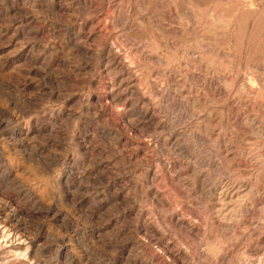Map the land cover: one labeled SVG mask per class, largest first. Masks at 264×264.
<instances>
[{"label":"rangeland","instance_id":"1","mask_svg":"<svg viewBox=\"0 0 264 264\" xmlns=\"http://www.w3.org/2000/svg\"><path fill=\"white\" fill-rule=\"evenodd\" d=\"M2 222L0 264H264V0H0Z\"/></svg>","mask_w":264,"mask_h":264},{"label":"bare ground","instance_id":"2","mask_svg":"<svg viewBox=\"0 0 264 264\" xmlns=\"http://www.w3.org/2000/svg\"><path fill=\"white\" fill-rule=\"evenodd\" d=\"M253 82V81H252ZM71 120V119H70ZM250 123V122H249ZM261 164V163H260ZM176 173V172H175ZM224 190V189H223ZM240 190V189H239ZM222 191V190H221ZM229 192V191H228ZM232 193V192H231ZM230 193V194H231ZM226 195V194H225ZM235 195V194H234ZM230 196V195H229ZM223 198V197H222ZM227 198V197H226ZM15 232V231H14ZM16 236H18L17 234H15V233H13L11 230H9V228H7L6 227V225H5V223L4 222H2V223H0V241L1 242H6V244H7V242L8 243H11V244H13V239H15L16 238ZM5 238V239H4ZM2 239H4V240H2ZM16 240V239H15ZM18 240H20V239H18ZM12 241V242H11ZM0 242V243H1ZM20 242V241H19ZM22 242V241H21ZM4 245V244H3ZM2 245V243L0 244V248H2L1 246H3ZM10 245V244H9ZM19 245V244H18ZM21 245V244H20ZM5 246V245H4ZM8 246V245H7ZM12 246V245H11ZM4 248H6V246L4 247ZM3 248V249H4ZM7 249H8V247H7ZM8 252V251H7ZM22 258V257H21ZM20 258V262H22V264H29V263H27L25 260L23 261V258L21 259ZM18 259V258H17Z\"/></svg>","mask_w":264,"mask_h":264}]
</instances>
